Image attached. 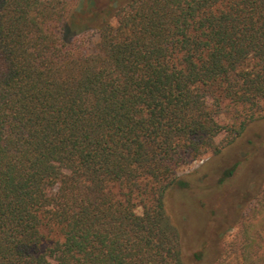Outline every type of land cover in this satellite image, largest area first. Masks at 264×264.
<instances>
[{
	"label": "trees",
	"instance_id": "1",
	"mask_svg": "<svg viewBox=\"0 0 264 264\" xmlns=\"http://www.w3.org/2000/svg\"><path fill=\"white\" fill-rule=\"evenodd\" d=\"M263 119L264 0H0V264H264ZM232 146L251 212L174 220L178 171Z\"/></svg>",
	"mask_w": 264,
	"mask_h": 264
},
{
	"label": "rangeland",
	"instance_id": "2",
	"mask_svg": "<svg viewBox=\"0 0 264 264\" xmlns=\"http://www.w3.org/2000/svg\"><path fill=\"white\" fill-rule=\"evenodd\" d=\"M224 120L227 123L235 121L232 112L225 114ZM263 134L264 119L249 126L246 133L248 138L246 139L251 138L256 144L258 143L257 147H261V145H264V138L261 136L262 138L259 140V136ZM243 157L245 155L238 146H232L223 150L219 155L209 153L190 165L182 167L178 171V176L188 183V188L173 187L169 190L167 197L173 219L176 220L178 205L183 202L182 197L186 194L188 199L184 201L183 206L186 204L195 215H201L200 217L205 220L204 223L206 222L208 232L209 229L215 230L213 227L216 225L215 223H220L222 216L228 213L236 219L241 215H248L253 207L256 193L250 164L236 166L241 163ZM234 167H236V170L233 175L222 182L225 174ZM180 217L184 226L185 253L188 257H192L198 247L205 243V237H203L205 235L200 232L202 235L197 236L196 239L194 237L196 236V230L192 229L188 214L186 212L182 213ZM238 230L239 224L236 223L226 234V241H231ZM208 232L207 234H209Z\"/></svg>",
	"mask_w": 264,
	"mask_h": 264
}]
</instances>
